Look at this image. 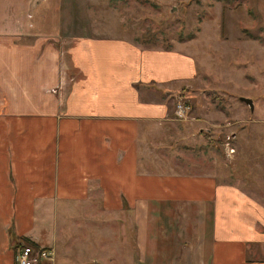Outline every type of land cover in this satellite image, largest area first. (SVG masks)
<instances>
[{
  "label": "crops",
  "instance_id": "0c3cea01",
  "mask_svg": "<svg viewBox=\"0 0 264 264\" xmlns=\"http://www.w3.org/2000/svg\"><path fill=\"white\" fill-rule=\"evenodd\" d=\"M68 15L63 0H0V264L30 242L53 248L41 264H264V159L248 188L141 158L194 55Z\"/></svg>",
  "mask_w": 264,
  "mask_h": 264
},
{
  "label": "rangeland",
  "instance_id": "374dc122",
  "mask_svg": "<svg viewBox=\"0 0 264 264\" xmlns=\"http://www.w3.org/2000/svg\"><path fill=\"white\" fill-rule=\"evenodd\" d=\"M63 1L76 31L178 48L196 58L197 78L170 97L171 120L141 136L148 168L156 169L150 155L170 171H216L221 180L252 187L264 159V0ZM178 101L190 106L186 117L176 115ZM227 144L236 151L229 153ZM249 144L257 151L245 150Z\"/></svg>",
  "mask_w": 264,
  "mask_h": 264
},
{
  "label": "built area",
  "instance_id": "2783aa9c",
  "mask_svg": "<svg viewBox=\"0 0 264 264\" xmlns=\"http://www.w3.org/2000/svg\"><path fill=\"white\" fill-rule=\"evenodd\" d=\"M190 111V106L184 101L176 103L175 113L178 117H186ZM229 153H234L236 148L227 144ZM17 258L20 264H41L44 259H53L54 251L46 247H37L30 243H25L17 249Z\"/></svg>",
  "mask_w": 264,
  "mask_h": 264
},
{
  "label": "water",
  "instance_id": "95a60500",
  "mask_svg": "<svg viewBox=\"0 0 264 264\" xmlns=\"http://www.w3.org/2000/svg\"><path fill=\"white\" fill-rule=\"evenodd\" d=\"M241 98L250 105L251 109L254 108V102L251 97L242 96Z\"/></svg>",
  "mask_w": 264,
  "mask_h": 264
},
{
  "label": "trees",
  "instance_id": "16d2710c",
  "mask_svg": "<svg viewBox=\"0 0 264 264\" xmlns=\"http://www.w3.org/2000/svg\"><path fill=\"white\" fill-rule=\"evenodd\" d=\"M30 244H33V243L30 242ZM34 245H35V244H34Z\"/></svg>",
  "mask_w": 264,
  "mask_h": 264
}]
</instances>
